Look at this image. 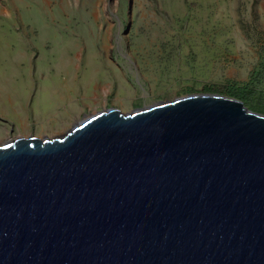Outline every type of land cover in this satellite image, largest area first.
I'll return each mask as SVG.
<instances>
[{
  "label": "water",
  "instance_id": "95a60500",
  "mask_svg": "<svg viewBox=\"0 0 264 264\" xmlns=\"http://www.w3.org/2000/svg\"><path fill=\"white\" fill-rule=\"evenodd\" d=\"M0 264H264V115L192 93L0 143Z\"/></svg>",
  "mask_w": 264,
  "mask_h": 264
},
{
  "label": "rangeland",
  "instance_id": "374dc122",
  "mask_svg": "<svg viewBox=\"0 0 264 264\" xmlns=\"http://www.w3.org/2000/svg\"><path fill=\"white\" fill-rule=\"evenodd\" d=\"M192 93L264 115V0H0V143Z\"/></svg>",
  "mask_w": 264,
  "mask_h": 264
},
{
  "label": "bare ground",
  "instance_id": "6f19581e",
  "mask_svg": "<svg viewBox=\"0 0 264 264\" xmlns=\"http://www.w3.org/2000/svg\"><path fill=\"white\" fill-rule=\"evenodd\" d=\"M89 117V116H88ZM87 118V117H86ZM83 119H85V118H83ZM59 136H61V135H59ZM54 137H57V136H54Z\"/></svg>",
  "mask_w": 264,
  "mask_h": 264
}]
</instances>
